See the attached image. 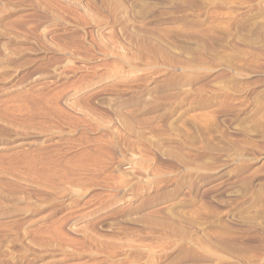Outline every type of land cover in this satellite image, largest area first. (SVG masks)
Wrapping results in <instances>:
<instances>
[{"label": "rangeland", "instance_id": "obj_1", "mask_svg": "<svg viewBox=\"0 0 264 264\" xmlns=\"http://www.w3.org/2000/svg\"><path fill=\"white\" fill-rule=\"evenodd\" d=\"M0 264H264V0H0Z\"/></svg>", "mask_w": 264, "mask_h": 264}]
</instances>
